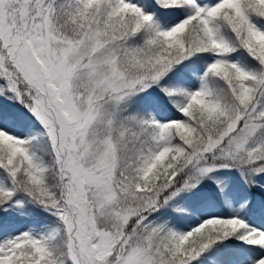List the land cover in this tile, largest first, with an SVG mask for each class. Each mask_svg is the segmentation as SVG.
Segmentation results:
<instances>
[{
  "label": "snow or ice",
  "instance_id": "obj_1",
  "mask_svg": "<svg viewBox=\"0 0 264 264\" xmlns=\"http://www.w3.org/2000/svg\"><path fill=\"white\" fill-rule=\"evenodd\" d=\"M0 264H264V0H0Z\"/></svg>",
  "mask_w": 264,
  "mask_h": 264
}]
</instances>
